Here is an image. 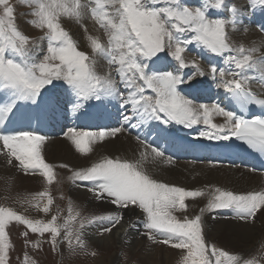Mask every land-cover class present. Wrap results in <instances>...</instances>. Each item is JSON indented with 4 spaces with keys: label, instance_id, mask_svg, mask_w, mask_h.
Returning <instances> with one entry per match:
<instances>
[{
    "label": "snow or ice",
    "instance_id": "1",
    "mask_svg": "<svg viewBox=\"0 0 264 264\" xmlns=\"http://www.w3.org/2000/svg\"><path fill=\"white\" fill-rule=\"evenodd\" d=\"M17 3L29 9L25 15L31 19L26 22L42 35L30 38L20 31L16 5L12 0H0V94L5 96L0 101V126H6L20 103L36 104L48 86L61 81L75 98L69 102L73 111L82 108L85 102L118 99L120 107L131 113L122 115L125 126L139 128L157 122L166 130L172 123L184 128L202 123L206 127L199 132L200 137L214 141L234 138L264 154V117L246 118L219 101L197 104L184 94L182 87L207 75L217 89L224 91L229 102L239 104L240 109L252 104L264 107V99L257 98L252 90L254 81L264 89L261 50L264 44L258 48L231 42L230 30L238 29L244 15L236 5L227 0H202L197 6L184 0H17ZM257 6L264 9V0H250L251 10ZM221 12L227 16L220 15ZM65 18L78 24L89 18L103 33V38L87 35L91 54L81 50L63 27ZM257 28L264 33V23H258ZM84 30L87 32V28ZM44 42L46 50L41 56ZM193 45L222 58L226 67L213 64L206 73L196 60L186 62L184 53ZM164 53L176 62V68L155 67ZM97 57L106 61L108 73L101 75L96 71ZM189 67L193 71L185 72ZM118 84L122 89L118 90ZM214 117H223L224 122L214 123ZM122 131L123 127L99 132L69 129L65 135L78 153L87 155L93 150L92 145ZM137 139L145 149L140 152V159L105 157L73 171L69 177L73 184L88 182L91 186L87 190L96 200L106 201L118 211L82 217L70 206L61 223L58 215L48 220L30 219L10 207L0 206V264H10L12 244L6 229L13 221L31 233L49 234L53 251L60 244H67L70 250L84 249L88 226L107 222L109 226L101 234L111 232L121 223L123 211L129 209H139L143 214L149 240L181 250L180 264H264V251L259 258L245 259L209 243L203 221L204 213L227 209L234 219L254 222L258 215H264V190L236 193L216 187L206 193L160 182L144 169L142 162L148 156L164 163H170L172 158L151 141ZM45 140L44 135L31 130H0V155L9 166L25 175H39L51 184L53 166L42 154ZM205 195L208 200L200 214L191 218L184 215L182 219L176 215L186 211V200ZM37 197L46 202L41 207L37 201L34 207L48 214L52 197L47 191L35 194L33 199ZM157 235L162 238L157 240ZM22 264L34 261L25 253Z\"/></svg>",
    "mask_w": 264,
    "mask_h": 264
},
{
    "label": "bare ground",
    "instance_id": "2",
    "mask_svg": "<svg viewBox=\"0 0 264 264\" xmlns=\"http://www.w3.org/2000/svg\"><path fill=\"white\" fill-rule=\"evenodd\" d=\"M233 2L234 5L235 3L238 5V8L243 11L244 15L241 18L242 22L238 26V29L234 31L230 30L231 42L236 46L243 45L245 47H261V45L264 44V36L260 33V31L257 32L254 28H251L250 22L255 21V18H257L259 15L262 19H264V10L262 9L260 11L259 9L260 12L258 11V15L256 17H253L251 12L249 13L250 8L248 9L247 7L246 9V2L244 0H233ZM247 2L249 3V1ZM258 23L259 22L256 21V25ZM260 23H264V20H260ZM63 24L71 26L72 37L78 42L80 49L88 52L89 54H91V50L86 40L87 35H100L101 37L103 36V33L97 30V27L89 18L84 19L82 24H78L74 20L65 18L63 20ZM85 28H87V32H85ZM261 50L264 51V48H262ZM189 51L190 52L188 53H191L195 50L189 49ZM188 55L186 56L188 57L189 63L193 60H196L203 69L204 66L207 65H204L205 61L202 62L200 58H198L202 54L196 53L195 57L192 56L193 53L192 55ZM187 57L185 58L187 59ZM218 59L220 60L218 61L221 62L222 58L218 57ZM215 61L218 62L217 60H214V63L212 62L211 64L215 65ZM162 64L163 62H157L155 67L163 68L164 65ZM219 67H226V65L218 64V68ZM206 69H204V71H206ZM96 71L101 75L109 72V67L102 58H96ZM204 81L205 86H207L205 88L200 87L199 84H195L194 82L191 85H187L186 89L193 87L192 90H194V92L195 90L198 91L199 95H201L197 98L192 97L191 99H196L197 101H219L222 106L228 109H233L231 103L229 102V99L226 98V94L222 89H217L213 82L212 90L210 87V82L206 80ZM206 88H209L210 90H207ZM252 90L257 94V96L264 97V89L261 88L258 82L254 81L252 83ZM194 92H189L188 95H194ZM3 100H5V96L0 94V101ZM212 101L210 102V104L212 103ZM90 104L92 103L90 102ZM44 105L47 108H45ZM56 105L57 104L53 103V99H49L48 97L44 99L38 98V102L36 104H31L30 102L20 103L16 108L15 114L11 116L6 126H0V130L4 132L31 130L42 134V130L45 129V125H48L52 130L57 131L56 133L61 131L63 127L65 129V126L67 124V126L73 127L86 126L88 130H93L94 128H100L101 130H110L114 127H123V131L117 134L116 137L109 136L106 137L103 142L98 141L96 144L92 145L91 147L93 150L89 154L82 155L77 152L76 156L78 157V160H76V156L72 154L74 146L71 144V141L69 139L61 141L59 140V138L47 137L45 140L42 154L46 162L49 164H51L52 162H62L69 167L68 169H65V175L62 176L63 179H61L62 183L60 185H62L63 188L67 187V190L69 191V198L73 200L75 204L83 206L84 209L87 208L89 214H106L109 212L117 211V209L114 205L106 201L96 200L93 197L92 193L87 190L88 187H90V184L88 182H77L76 184H73L69 179L70 174L72 175L73 171L75 170L89 167L92 163L105 157L127 160L140 159V152L145 151V149L141 146L137 137L151 141L154 146L158 145L165 151L166 156H170L172 158L170 163H164L159 159H153L151 156H148L147 159L142 162L144 169L158 181H160L159 176H157L158 172L164 168H172L174 166L173 164H178L175 163L176 161L183 163L190 162V159L192 158L195 160L201 158L206 159L210 162L216 161L228 163V165L215 164V167L219 166V168L227 171L238 170L239 174L236 176L238 182H235L236 184L234 185V187L229 188L231 191H234L236 193H246L248 191L264 190V172L255 174L256 171H253L248 167L236 164L235 162L231 163L226 160L220 159L214 152L213 148L217 143L222 141L208 140L200 137L199 132L204 130L206 127L202 123L194 125L192 128H184L181 125L172 123L168 126L169 130L167 128L165 130V127L157 122H148L147 124H144L139 128H133L131 126L123 125L122 115L129 114L130 111L120 107V100L117 104H112V108L106 109L105 115L103 114L102 116L96 118L92 117L93 113H91V108L82 109L76 114L75 112H63L62 110L55 108ZM94 108L96 109V107ZM104 108L101 107V109ZM112 118H118L119 122L115 123ZM135 122L136 120H133V123ZM213 122L223 123L224 120L223 117H214ZM77 131H81V129ZM147 151L150 152V148L147 149ZM210 162L209 164H211ZM81 163L84 164L78 168L77 165ZM235 165L238 166L236 167ZM26 177L29 176H25L21 171H18L16 168L9 166L6 163V158L3 155H0L1 187L6 189L12 184H20L23 181L27 180ZM39 179H41V177H39ZM66 181L67 185L65 184ZM221 189L225 190L224 188ZM186 204L188 205L187 211H190V209H193V207L201 208L202 206L206 205V203L197 201L196 199H189L187 200ZM226 210L227 209L217 210L212 213L205 214L203 218L204 227L206 228V230H208L209 228L211 229V233H209L210 236L212 237L214 233L218 232V234H221L223 236V238H221V243H223L224 245H228L231 250H236L238 251V254L245 255L248 258H259V250L264 251V249H262V245H264V221H257L256 218L254 222H243L231 218L232 216L230 217L228 213H226ZM141 215L142 214L139 209L124 210L121 223L114 227L111 234L107 235L104 232L100 236V238L98 235L96 236L93 233L86 232V238L91 244L104 252L112 250L114 247H116L115 245L117 244H119L120 247H125V244L128 243L131 245H137L140 243V238H138L140 236L138 226L141 225ZM106 223L107 222L101 224L98 222L91 226L95 229H101L105 227ZM98 264H103V262H98Z\"/></svg>",
    "mask_w": 264,
    "mask_h": 264
},
{
    "label": "rangeland",
    "instance_id": "3",
    "mask_svg": "<svg viewBox=\"0 0 264 264\" xmlns=\"http://www.w3.org/2000/svg\"><path fill=\"white\" fill-rule=\"evenodd\" d=\"M201 1V2H200ZM232 1V2H231ZM246 2V9L250 8V0H244ZM249 1V3L247 2ZM13 4L16 5V23L18 25V28L20 31H22L24 34L28 35L30 38H38L42 35V33L32 26H30L26 21L30 20L31 17L28 15H25V13L29 12V9L27 7L20 6L17 3V0H12ZM184 2L191 6H197L202 3V0H184ZM227 3L234 4L233 0H227ZM235 5L238 7V5L235 3ZM262 10V8L257 6V8L253 11L249 9V13L253 15V17H256L258 15V11ZM264 10V9H263ZM256 11V12H255ZM259 11V12H260ZM220 15L223 14L224 16H227L226 12L219 13ZM212 15H217V13H212ZM260 20H264L260 17V15L255 18V21H251L250 25L251 28H254L257 32L259 31L257 29L256 21L260 23ZM255 23V24H254ZM253 26V27H252ZM63 27L69 31L71 34V26L70 25H64ZM256 27V28H255ZM261 33V32H260ZM264 36V33H261ZM103 38V36H102ZM106 39V38H104ZM191 47V48H190ZM188 50L184 53V57H187L186 55L193 53L192 56L198 55L200 60L202 62L205 61L206 66H204V69H206V73L210 71V65L214 60H219L218 57H213V55L208 54L206 51L202 50L200 46L194 45L193 47L190 46ZM196 47V48H195ZM189 49H193L195 51H192L191 53ZM199 49V50H198ZM46 50V42L42 45L41 50V56L43 55V51ZM202 52V53H201ZM189 56V55H188ZM164 60L166 61L165 68L166 69H172L176 68L177 64L175 61L171 60L170 58H167V53H164L162 56ZM211 57V58H210ZM208 58V59H207ZM211 60H210V59ZM104 60V59H103ZM186 62H188L185 58ZM105 61V60H104ZM220 61V60H219ZM216 62L215 65L218 64H224L223 60L221 62ZM106 62V61H105ZM214 63V62H213ZM218 63V64H217ZM107 64V63H106ZM164 65V62L163 64ZM164 67V66H163ZM163 69V68H162ZM208 70V71H207ZM187 73H191L193 71L192 68H187L184 70ZM210 82V87L213 90V81L209 79V76H205L203 78L197 77L195 84H199L200 87L205 88L204 80ZM118 80V78H117ZM212 83V84H211ZM183 89L187 88V85L182 86ZM65 88V90H64ZM122 89V86L118 84V90ZM184 89V91H185ZM207 90L209 88H206ZM210 90V89H209ZM69 91V92H68ZM60 92V93H59ZM189 92H194V90L189 89ZM186 94V93H184ZM52 95V96H51ZM63 95V96H62ZM194 95H199L198 91ZM188 96V95H187ZM53 99V103L57 104L55 108L62 110L63 112L67 113H77L78 111L82 109L91 108L93 113V116L99 117L106 113V108L108 105V101H101V105L96 104V102L93 100L90 102H85L83 108H80L77 111H73L70 101H74V96L71 93V90L68 89V87L61 81H57L54 83L53 86H48L47 90H45L40 98H46ZM70 97V98H69ZM189 97V96H188ZM191 98V97H189ZM62 99V100H61ZM59 101V102H58ZM212 100L209 101H197L194 99V102L197 103H207L210 104ZM105 103V104H104ZM213 103V101H212ZM114 105V104H113ZM45 106V105H44ZM93 106V107H92ZM110 106V107H109ZM96 107V109L94 108ZM104 108V109H101ZM109 108H112V103L110 102L108 105ZM45 108H47L45 106ZM96 110V111H95ZM97 112V113H96ZM99 112V113H98ZM101 112V113H100ZM95 113V115H94ZM116 123L119 122L118 118L115 119ZM169 126V125H168ZM45 127V126H44ZM86 127V126H85ZM87 128V127H86ZM73 129L80 130L81 131H87L83 127H73ZM91 130V131H89ZM87 132H99L100 129H89ZM44 129L42 130L43 134ZM62 131V132H61ZM56 133L57 131L52 130L51 133L46 134L45 137L49 138H59V140L64 141L68 140L65 133L68 132V130L62 128V130ZM64 133V135H62ZM41 134V135H42ZM75 150V148H74ZM72 151V154L76 156L77 151ZM76 160H78V157H75ZM210 161L202 159V160H196V161H190V162H175L178 164H173L174 166L169 169H162L158 172L157 176H159V180L167 183L169 185L179 186L183 187L186 190H204L206 193L211 192L214 188H224L225 190H228L231 187H234L236 184L235 182H238L236 179V176L239 174L238 170L234 171H227L224 169L219 168V166L215 167L216 165L220 164H227L225 162H210ZM84 163L78 164L77 167L79 168ZM50 165L53 166L54 171V179L51 184H48L41 176L39 175H25L29 176L26 177V181H23L22 183L12 184L10 187L4 189L0 186V206L10 207L19 214L25 215L26 217L30 219H41V220H48L51 219L52 215H58L60 218L59 222H63V218L67 216L68 209L71 206L74 212H79L82 217H91L92 215L96 214H89L87 208L84 209L83 206H80L78 204H75L73 200L69 198V191L66 188H63L62 185V176L65 175V169H68L69 167H62V162H52ZM233 165V164H232ZM236 167L238 165H235ZM260 174L261 172H255V174ZM70 176H72L70 174ZM41 177V179H39ZM67 185V181L65 183ZM91 186V185H90ZM230 190V189H229ZM42 191H47L49 195L52 197L53 203L50 205V212L48 214L43 213L40 211L37 207H34V204L39 201V198L37 197L36 200L33 199L35 194L40 193ZM197 201H202L203 203H207L208 196L205 195L204 197H198L195 198ZM189 200V199H188ZM41 207L43 206V203L46 201H39ZM187 203V200H186ZM205 206H202L201 208H204ZM201 208H195L190 209V211H182L177 212L176 215L179 218H183L184 215H188L190 218L194 217L195 215L200 214ZM79 209V210H78ZM118 211V210H117ZM228 215L233 218V213L231 210H226ZM207 213V212H206ZM203 215V218L205 214ZM103 213H98L96 215H102ZM142 214V213H141ZM141 219V225L138 226V230L140 232V236L138 238L140 243L137 245H131V244H125V247H120L119 244L115 245L112 250H109L108 252H104L99 250L96 246L91 244L87 238H86V232L93 233L94 235H98L99 237L102 235L101 232L103 228L101 229H95L92 228V226H88L85 229L84 233V239L86 241V248L81 249L79 247L75 248L74 250H70L67 246V244H60L58 250L53 251L52 245L49 243V234H44L43 236H40L39 234H34L28 231L24 225L17 224L15 221L9 224L6 231L9 234V240L12 244V248L9 251V260L10 264H22V261L24 260L25 253L31 258L32 261H34V264H98V262H103V264H180L181 259V250L173 249L172 247L164 244H160L158 242H154L152 240H149L147 236L145 235V229H144V218L143 214L140 216ZM257 221H264V215H258L256 217ZM109 225L106 223L105 227H108ZM114 229V228H113ZM112 229V230H113ZM206 230V228L204 227ZM99 230V231H98ZM27 232V236L24 235V233ZM112 232V231H111ZM111 232H105V234L109 235ZM206 233V239L209 243L215 244L219 246L220 248L229 251L232 254H238V251L231 250L228 245H224L221 243V238L223 236L221 234H218V232L214 233L211 237L209 233H211V229L205 231ZM101 238V237H100ZM159 235H157V240L161 239ZM261 250H259V255L261 254ZM92 253H95V255H92ZM244 258L245 255H242ZM245 259H249L246 257Z\"/></svg>",
    "mask_w": 264,
    "mask_h": 264
}]
</instances>
